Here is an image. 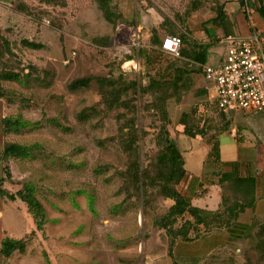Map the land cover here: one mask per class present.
Returning a JSON list of instances; mask_svg holds the SVG:
<instances>
[{
	"label": "rangeland",
	"instance_id": "374dc122",
	"mask_svg": "<svg viewBox=\"0 0 264 264\" xmlns=\"http://www.w3.org/2000/svg\"><path fill=\"white\" fill-rule=\"evenodd\" d=\"M218 2L228 15L225 30L239 34L251 14L239 0H111L110 20L94 0H0V74L19 75L0 79V186L15 194L30 184L46 213L38 230L22 201L0 194V245L6 237L25 241L24 252L0 255V264H264L245 240L207 255L205 236L178 238L170 254L157 222L174 202L155 189L144 196L133 184L131 152L140 172L153 164L163 126L188 170L176 190L191 199L216 182L205 160L192 182L196 192L185 188L207 144L185 135L182 122L220 128L207 82L199 64L164 52L152 32L162 40L167 22L221 51L224 29L204 24ZM24 39L41 48L23 46ZM76 80L87 85L69 89ZM4 118L23 124L6 132ZM8 143L30 147V155L5 157Z\"/></svg>",
	"mask_w": 264,
	"mask_h": 264
},
{
	"label": "trees",
	"instance_id": "16d2710c",
	"mask_svg": "<svg viewBox=\"0 0 264 264\" xmlns=\"http://www.w3.org/2000/svg\"><path fill=\"white\" fill-rule=\"evenodd\" d=\"M40 2H49L51 0H38ZM99 9L103 12L106 19H111V12L109 4L111 0H94ZM240 5L246 7L247 12H257L264 20V0H239ZM227 12L222 3H217L215 8V16L209 19L204 24H213L216 27L224 29V34L219 39L226 38L231 35L227 33L224 26L227 20ZM160 30L166 29L167 33L165 36H178L181 39V46L179 49V57L186 59L189 62L203 65L206 63L208 50L211 47L210 43H197L195 42L186 31L179 29V32H172L173 28L167 22L161 24ZM205 31L211 34L209 28L205 27ZM164 36V37H165ZM163 40V39H162ZM162 40L159 38V31L153 30L152 42L157 46L161 47ZM23 46L32 49L41 48V44L29 41L21 40ZM2 80H13L18 81L19 75L12 73L0 74ZM104 88L109 87L108 80H104ZM155 85H162L160 81L155 82ZM133 84V83H131ZM87 81L76 80L72 82L68 87L71 90L85 87ZM134 85V84H133ZM135 86V85H134ZM212 121V120H211ZM2 124L6 132L18 131L19 124H23L20 119L17 118H4ZM183 133L190 138L199 136L203 142L210 146V153L218 158V135L222 132V129L216 127L214 122H210L208 127L189 128L185 122ZM165 127H162V134L156 136V144L158 145V153L155 157L153 164H147L140 172L138 168L137 153L132 151L131 155L133 161V184L136 191L141 190L142 194L148 195L150 189H155L163 197L171 199L174 203L168 209L167 213L157 222L160 228L165 229L170 238V249L169 253L172 252L176 240L179 238L182 241H188L191 239L197 240L209 233H215L220 228H229L230 226L237 225L236 217L237 214L242 211L245 207H250L252 202H239L237 199L232 200L228 198H222L221 209L218 211H208L192 205L190 199H187L184 195L180 194L176 190V185L180 183L186 177L185 161L181 150L176 143L168 137ZM130 146V145H129ZM130 151V148H128ZM31 148L28 146L19 145L16 143H8L3 148V155L5 157H28L30 155ZM224 178V179H223ZM222 181L229 180V175H223ZM236 184L235 189L247 194L254 190L253 180L233 178L228 181V184ZM0 194L7 196L9 199L14 200L18 198L26 205L27 212L30 213L35 221L38 230H41L46 221V213L42 203L37 199L34 193V189L30 184H24L15 193L10 194L6 189L1 188ZM147 199V196L144 198ZM145 203V202H144ZM181 218V222L178 226V220ZM195 233L193 237L191 234ZM232 241L245 240L247 243L254 244L261 254H264V222L255 224V231L253 234H249L242 238L234 237ZM24 252L25 241L22 239H12L6 237L2 240L0 245V255L3 257H10L13 252Z\"/></svg>",
	"mask_w": 264,
	"mask_h": 264
},
{
	"label": "crops",
	"instance_id": "0c3cea01",
	"mask_svg": "<svg viewBox=\"0 0 264 264\" xmlns=\"http://www.w3.org/2000/svg\"><path fill=\"white\" fill-rule=\"evenodd\" d=\"M248 20L249 23L246 22L245 27L240 28L239 34L229 36H247L253 31L264 32V20L259 13L252 11L248 15ZM223 40L220 41L221 51L209 48L205 64L215 66L223 60L226 50V44ZM199 66L201 68V65ZM206 90L217 109L213 90L208 87V84ZM217 111L219 112L218 109ZM219 114L220 117L217 121L220 122L219 127L222 132L217 138L218 158L216 159L214 154L209 155L211 149L210 146H207L206 155L200 162V169L192 168V174L188 177L185 188H189L190 192H196V184L193 183L196 182L197 174L202 170L203 162L209 160L207 163L213 167L212 176L216 182L207 186L208 190L205 194L192 195L190 199L192 205L208 211H218L221 209L222 198H227L225 193H229L230 200L235 198L239 202H252V205L245 207L237 214V225L220 228L215 233H209L205 236L207 255L222 244L226 246V242L230 243L234 237L242 238L253 234L255 224L264 222V115L239 110H234L227 115L221 112ZM228 135L230 137L229 142L224 144L222 140ZM181 152L183 155V150ZM223 175H229L230 179L222 181ZM233 178L253 180L254 190L247 194L237 191L235 189L236 184L233 182L231 185L228 184V181ZM219 236L222 237L223 243L218 242ZM198 256L196 259H201L202 255L198 254Z\"/></svg>",
	"mask_w": 264,
	"mask_h": 264
},
{
	"label": "built area",
	"instance_id": "2783aa9c",
	"mask_svg": "<svg viewBox=\"0 0 264 264\" xmlns=\"http://www.w3.org/2000/svg\"><path fill=\"white\" fill-rule=\"evenodd\" d=\"M226 50L218 65H201L208 87L213 90L219 112L234 110L264 115V32L253 31L247 36H227ZM181 39L165 36L161 49L179 56Z\"/></svg>",
	"mask_w": 264,
	"mask_h": 264
}]
</instances>
